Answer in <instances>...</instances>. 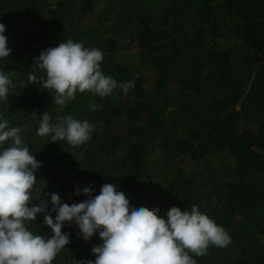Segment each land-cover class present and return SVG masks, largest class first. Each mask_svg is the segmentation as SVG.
<instances>
[{
	"label": "trees",
	"instance_id": "obj_1",
	"mask_svg": "<svg viewBox=\"0 0 264 264\" xmlns=\"http://www.w3.org/2000/svg\"><path fill=\"white\" fill-rule=\"evenodd\" d=\"M98 1L106 2L101 10L104 19L112 15L121 27L135 23L139 66L151 67L154 93L142 88L145 79L141 74L132 78L134 87L126 94L120 88L103 98L82 92L64 113L83 106L85 112L77 119L92 125L90 139L79 146L50 141L40 156L55 170L64 164L69 151H83L81 162L94 177L91 195L98 194L103 184L113 183L129 202L145 176L157 169L145 158L148 142L173 148L181 159L195 158L201 163L198 171L186 170L181 164L171 167V178L140 205L158 207L159 216L173 205L181 211L197 205L228 232L227 246H209L201 256L189 253L196 264H264V128L254 132L237 126L264 105V0H171L159 17L145 15L144 0H55L46 12L36 0H0V23L5 25L6 37L7 27L19 15L46 13L44 20L51 32L28 44L23 39L13 44L8 41L11 51L0 60V70L11 73L10 79L16 76L20 88L10 89L9 102L0 105V113L11 126L21 128H37L39 122L33 120L43 112L53 116L48 111L54 94L43 88L39 78L44 72L34 58L41 50L66 41L74 20L83 19ZM79 32L76 38L86 39L91 47L118 51L112 41L99 38L95 29L79 28ZM219 41L223 45L213 47ZM111 69L101 71L111 77L119 74L121 79L127 74L116 62ZM31 74L38 79L29 81ZM171 84L179 87L181 102L175 107L160 105L154 96ZM90 103L97 107L91 109ZM114 119H119V128L111 127ZM177 132L180 138H175ZM58 172L66 175L63 170ZM77 178L76 174L62 178L72 191L70 195L55 192L62 202L88 198L74 194L82 188ZM47 194H34V203L42 195L50 200ZM47 207L51 209V204ZM49 214L54 217L55 212ZM42 221L43 213L37 214L28 227L47 236L49 228ZM61 230L69 233L65 248L76 254L74 264L95 259L91 248L102 243L98 233L84 241L74 223H66Z\"/></svg>",
	"mask_w": 264,
	"mask_h": 264
},
{
	"label": "clouds",
	"instance_id": "obj_2",
	"mask_svg": "<svg viewBox=\"0 0 264 264\" xmlns=\"http://www.w3.org/2000/svg\"><path fill=\"white\" fill-rule=\"evenodd\" d=\"M5 25L0 23V60L9 57L11 49ZM101 50L85 47L71 39L48 47L34 58L44 77L43 88L52 90L54 102L61 107L78 92H91L103 98L120 88L126 94L134 87L132 81L118 83L101 71ZM38 77L29 75V81ZM13 82L0 70V105L9 102ZM97 105L90 103V108ZM43 112L37 135L45 141L64 140L79 146L90 139L92 125L86 120L65 115L56 123ZM22 128L11 126L0 113V264H51L69 243V233L62 232L66 223H74L78 235L88 241L98 233L102 243L94 245L95 259L88 264H196L195 256L205 255L209 246L223 248L230 243L228 232L200 211L197 205L183 210L175 205L164 216L158 207L130 206L125 194L113 183H105L92 196L90 186L76 188L75 195L88 196L81 202L64 203L53 192L50 200L34 193L43 185L37 183L35 172L40 162L21 135ZM51 204V209L47 207ZM54 211V217L49 213ZM43 213V224L51 230L45 236L28 225Z\"/></svg>",
	"mask_w": 264,
	"mask_h": 264
},
{
	"label": "rangeland",
	"instance_id": "obj_3",
	"mask_svg": "<svg viewBox=\"0 0 264 264\" xmlns=\"http://www.w3.org/2000/svg\"><path fill=\"white\" fill-rule=\"evenodd\" d=\"M170 1L171 0H144L145 15H154L155 17H159L170 5ZM36 2H38L39 6L44 12H46L47 7L49 5H54L55 0H36ZM105 5V1L95 2L93 4V9L88 12L83 19L76 20V18L74 20L75 26H73L71 29V35L66 40L71 39L76 42H81L85 47L92 48L89 43H87L86 39H77L76 36L80 34L79 28L97 30L99 38L109 39L118 47V51L114 53L108 51L107 49H101L103 54L101 70H113L111 69L112 63H119L121 66L127 69V74L125 77L122 76V79L119 74H115L116 76L114 75L112 78H114L118 83H121L131 81L133 77L140 76L141 74L145 79L144 83L142 84V88L145 89L147 93L153 94L154 90L152 88V84L154 75L151 71L152 69L150 66H139V50L137 48L135 35V23L126 27H121L115 23V19L112 17V15L109 16L108 20L104 19L101 10L105 7ZM46 17L47 14L45 13L43 16L19 15L13 18L11 21V26L7 27V39L9 43L13 44L19 39H23L24 42L28 44L32 42V40H40L41 38L48 37L51 32L47 28V20H44ZM46 19H48V17ZM221 45H223V43L222 41H219L218 46L213 47L220 48ZM10 74L11 73H7V75ZM14 77L15 78L11 79L13 82V87L10 89L19 90L20 82L16 76ZM114 91L115 89L113 92ZM113 92L111 94H113ZM89 93L95 96V93ZM81 94L82 92H78L74 99L78 98ZM154 97L157 100L156 102L160 105L167 104L169 107H175L181 102L182 94H179V87L176 84H171L167 86L166 91L161 92L159 96ZM71 101H69L63 107L53 102V106L48 111L53 112V116L50 117V123L58 122V120L65 115H72L74 118H79V116L83 115V112H85L83 110V106L79 108L74 107V112L68 114L64 113V111L70 107V105H72ZM23 120L26 122L28 121V119ZM40 120L41 118L35 117L33 122H40ZM111 122L113 124L111 127H120L117 126L119 119H114ZM97 125L98 124L95 123L93 127L97 128ZM38 126L39 124L37 125V128ZM237 126L239 129L247 128L254 132L260 130L261 127L264 128V105L262 106L260 112H256L253 117L249 118V120H239ZM37 128H34L33 126L30 128V126H28L27 128H22L21 132V135L25 138L26 144L29 146L30 150L33 151L35 158L40 162V166L35 172V176L38 180V186L43 185V187L40 189L41 192L37 191L34 194L57 192L70 195L72 191L66 182L62 180V178L64 176H72L73 174L78 175L77 183H80V185L82 184V188L89 185L92 188L91 183L94 177L90 167L87 166V164L81 162L83 151H69L65 155L64 164L59 166L57 169L52 170L51 167H49L47 161H45L40 156L43 150L48 147L51 140L45 141L48 138L37 135ZM181 135L182 134L180 132L174 134L175 138H180ZM161 140L162 139H159L155 142H161ZM163 145H154L152 142L147 143L145 158L151 164L156 165L157 169L151 170L147 176H145L143 182L138 186L136 191L132 193V198L129 202L130 206L140 205L142 199L163 186L173 175L174 171L170 169L171 167L181 164L185 166L186 170L197 169L198 171L201 163L198 164L197 159L189 158L188 156H185L184 159H181L178 154L176 155L173 148L167 146L162 147ZM88 147H90V145H88ZM72 159H74L75 164H72ZM60 170L66 172V175L65 173L60 174V172H58ZM53 176H55L56 179L49 182L48 179L52 178ZM51 234L52 233L49 228L47 236H51ZM262 240L264 241V237ZM75 261L76 254L72 253L67 248H63L53 259L51 264H74Z\"/></svg>",
	"mask_w": 264,
	"mask_h": 264
}]
</instances>
